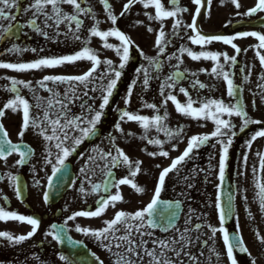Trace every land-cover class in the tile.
Returning <instances> with one entry per match:
<instances>
[{
	"label": "snow or ice",
	"instance_id": "6c2138e0",
	"mask_svg": "<svg viewBox=\"0 0 264 264\" xmlns=\"http://www.w3.org/2000/svg\"><path fill=\"white\" fill-rule=\"evenodd\" d=\"M99 2L103 5L104 12L113 26L106 31L100 30V21L96 20L93 9L90 6H82L87 4V0H28L27 6H23L24 0H0V41L14 38L17 36V33L21 32L24 28H28L36 35L44 37L46 40L53 39V42H55V38L60 36H64L67 39L70 34L72 39L81 41L83 45L81 50L71 55L41 57L31 62H0V69H9L15 72H28L32 70L57 68L65 64H75L77 61L86 60L91 62L89 70L82 75H46L43 79L36 81V87H33L32 81L25 82L23 80L10 79L11 87L6 86L5 88L12 96L3 104V107L0 108V118L5 116L6 110H11L13 113L22 112V124L19 132L21 140L25 132L30 129H37V134L49 145V147H46L47 155L45 157V163L52 164L53 166L52 175L49 176L47 180L49 191H45L43 194L45 203H48L50 192L54 188V178L58 173H63L65 171V162L68 157L75 153L77 148L85 140H91L97 136V126L100 124L104 110L109 105L118 81L122 76V70L129 63L130 48L134 46L132 39L116 27L118 16L113 13V8L109 0H99ZM191 2L196 6V9L192 17V22L189 25H184L183 20L180 19V14L189 12V9L187 7H181L179 5V0H169V8H166L161 0H127V3L123 5V10L119 14L121 17L124 16L135 4H141L144 9H154V15L147 11L144 15H146L150 21L154 20L160 22V31L155 41L157 57L150 58L142 51H140V55L147 61L149 67L155 68L157 72H159L161 68L159 57L164 54L168 44L171 43L164 32L162 23L164 20L168 18L174 19L172 25L174 35L179 36L181 27L191 29L193 35L187 36V33H185V36H187V39L193 45H199L201 48V51L195 52L191 48L181 45L178 49V54L173 53L167 57L169 61L173 59L177 61L176 64L172 65L176 71L167 76L160 85V95L164 97L160 107H157L155 103L144 102L145 108L152 109L156 113L151 117L127 109V106L131 102L133 88L136 84V80H133L124 97L125 108L119 110V120L121 122L137 123L139 127L143 129V135L140 139L146 140L148 144L158 146H162L161 140L150 138L149 136V133L153 129H155L157 133L163 132L169 141L177 139L183 132L182 128L172 130L167 126L165 123L168 120L167 111H164L162 115L160 114V109L166 108L169 101L175 106L176 112L182 116L190 117L197 121L210 120L215 127L211 134L192 135L188 138L187 147L182 154L172 159L171 164L163 168L160 172L154 194L145 207L134 213L118 211L111 220H105L103 222L105 226L98 230L84 228L79 224L75 226L76 232L96 239L100 242L101 247L112 253L114 257L113 264H186V261L187 264H200L198 257L192 254L191 248L196 242L200 241L202 227H206L211 233L209 240L214 239L217 232L222 233L223 243L227 249V257L231 264H237L233 255L234 252L248 253L249 256L251 255L244 244L242 236L239 234V227L237 226L236 232L229 233L223 226L227 220L232 219L234 216V194L228 193L227 196L224 197L222 195V186L225 179L229 148L233 143V137L237 134L233 130L237 125L232 122L231 118H240L242 122L239 126L240 132H244L249 125H264V121L249 117L242 101L238 98V93L242 92L243 88L234 82L232 79L233 73L230 70H226V66L228 69L234 68L238 63L237 56L242 52V49L233 41L238 38L252 37L258 41V44L252 47L256 49L255 55L259 59L261 67L264 68V54L261 53V50H264V33L258 31H243L232 36L205 35L199 30L197 17L201 15V8L205 7V4L209 7L211 6L212 0H191ZM230 2L237 10L242 7L239 0H230ZM65 6H68L71 11H66ZM258 13H264V0H256L254 6L248 8L243 13L237 11L238 16L244 17H253ZM21 15L27 18V22L22 25H14L18 16ZM89 16L93 19L94 24L87 29L89 34L88 37L81 40L80 32L85 23L81 17ZM261 20H264V17H261ZM62 25L65 27L66 31H60ZM49 29L52 30L51 33ZM147 30L149 32L153 31L151 27ZM24 35H27V33H24ZM92 37L99 38L103 42V48L111 49L116 53L120 60L118 66H114L112 60H100L97 52L88 46ZM109 37H114L118 40L120 42L119 46L108 43ZM180 38L183 39L184 37ZM213 41H219L225 45H230L235 50L236 55L229 56L226 52L221 53L205 50V46L211 44ZM7 51L21 55L27 51L35 53L37 49H28L13 44ZM40 51H43V49ZM137 51H139L138 48ZM243 51H247V49ZM185 54L193 61H199L201 59L212 61L213 67L210 72H208V75L216 79H222L226 83L227 96L232 98L234 102H225L223 99L193 100L188 91L183 87H180L179 91L187 97L186 103L179 102L172 92H167L166 94L165 89H174L178 81L184 79L187 75L192 77L197 76L196 72H188L187 69L179 71L183 64L181 57ZM221 58H223V63H220ZM101 64H104L106 68L104 71L98 73L97 70ZM245 70V67L240 68L241 73H244ZM201 71L207 70L201 69ZM251 72V67H248L247 74L243 76V81L245 83L248 82ZM141 73L143 74V88L147 91L151 73L147 68H144L143 65L137 69V75L139 76ZM156 78L159 79V76ZM3 79L9 78L4 77ZM105 81H107V83H105ZM259 81L260 83L258 86L262 90V93H264V75L259 77ZM49 82L53 87L49 86ZM58 85H66L63 95L57 91L55 86ZM191 87L204 89L206 85L201 83L198 79H194L192 80ZM22 89H28V91L32 93L34 103H30L21 95ZM39 89L47 92L48 96L46 98L40 96L38 94ZM89 92L100 93L99 99L101 103L98 110L95 109L94 105L88 104L85 101V98L89 100L97 98L89 96ZM76 101H81L79 105L81 109L80 115L72 113V105H74ZM197 104H199L198 107L194 106ZM34 110H39L42 115H37ZM225 117L228 119H225ZM201 127H203V125H201ZM115 128L118 132L123 133V129L119 122L116 123ZM70 133H78V135H70ZM128 135L134 134L128 133ZM261 137H264V128L255 131L250 139L245 142L247 149L251 150L253 142ZM214 138L215 143L221 146L219 159V180L221 183L217 186L218 194L216 196V209L218 211L221 226L219 228L211 224H196L192 226V210L189 209V216L185 218V226L183 230H181L175 223L181 211V202L179 200L167 201L161 199L166 177L173 172L178 174L180 166L187 160L193 158L192 154L194 151H198L199 148L205 146ZM108 139L111 148L107 152H103L99 147L93 150L98 153L99 158L104 161L101 171L105 179L101 183H92L91 185L93 193L103 192L105 195H101L96 201L97 207L94 211H76L72 215H69L63 224L52 225L51 231H48L46 236H51L52 240L57 243H64L67 241L71 247L80 246V242L73 241L72 238L67 235L68 229L66 226L68 222L75 221L78 217H100L110 206L115 207L118 202H123L120 186L128 185L137 194H142L145 191V189L139 186L134 180V178L141 173L142 162L140 160H130L129 156L126 155L121 148L116 146L115 137L110 135ZM212 146L215 147V144ZM52 147L56 149L54 164L51 159L53 156V152L51 151ZM113 150L115 154H113ZM173 150H175V148H173ZM14 153L18 155L19 159L16 160L13 167H22L29 162L30 157L33 155V150L29 145L23 142L13 143L11 139H9V133L5 129L4 124L0 123V161L6 163L8 158ZM147 155L152 157L158 155L167 158L169 152L160 150L159 152H148ZM256 155L258 157L259 167L257 168L256 165H253L254 188L256 189L255 196L259 204L260 212L264 213V177L261 176V173H264V152H257ZM89 160L94 162L96 156H89ZM243 162L244 165L247 166V153L243 156ZM121 166L128 169V174L118 180L110 179L114 175L112 169ZM97 167H99V165H97ZM157 167H159V165H157ZM86 169H88L87 164H85L80 171L87 175ZM5 179L14 188L16 198L21 199L23 192L19 176L7 172L3 176H0V181ZM185 179H187V177H185ZM36 184L39 185V181H36ZM113 187L116 189L115 194L111 192ZM79 191L83 195H88V193L85 192L83 184L79 188ZM0 198L7 203L6 196ZM245 203L247 204L246 197ZM245 210L248 211L247 208ZM248 216L249 219L252 218L250 211L248 212ZM197 219H199V217H197ZM0 221H18L31 226V230L26 235L13 236L9 232L0 231V237L14 244H21L29 240L36 234L41 223L35 217L8 211L4 207H0ZM157 230L162 234L172 232V235L159 237L155 235ZM193 233H196V235L193 236ZM256 237L260 244L264 245V236H261L260 233L257 232ZM205 243H207V241H205ZM212 253L215 254L217 260H219V254L215 253V249H212ZM92 255L94 256V254ZM59 258L61 261H64L65 264H73L67 256L61 255ZM95 260L98 264H103V261L99 260V257H95ZM251 264H256V260L253 259Z\"/></svg>",
	"mask_w": 264,
	"mask_h": 264
},
{
	"label": "flooded vegetation",
	"instance_id": "af4514ba",
	"mask_svg": "<svg viewBox=\"0 0 264 264\" xmlns=\"http://www.w3.org/2000/svg\"><path fill=\"white\" fill-rule=\"evenodd\" d=\"M27 2L28 0H24L23 6H27ZM161 2L166 8H169V0H161ZM239 2L242 4V7L237 10L229 0H212L208 13L201 21V28L209 33L221 32L224 36H232L243 31H258L264 33L263 28H253L251 26L256 20L264 17V13H258L253 17L237 15V11L243 13L248 8L254 6L256 0H239ZM109 3L112 5L113 13L118 16L116 27L132 39L134 46L130 48L129 63L122 70V76L118 81L109 105L104 110L100 124L97 126V136L91 140H85L77 148V151L69 156L65 162L66 165H71L73 168L75 173V184L59 202L55 204H46L43 199L48 177L52 175L53 165L45 163V157L47 155L46 147H49V145H47L43 138L37 134V129H30L25 132V135L21 140L19 132L22 124V112L13 113L11 110H6L5 116L1 118V123L4 124L5 129L9 133V139H11L13 143L23 142L29 145L33 150V155L30 157L29 162L22 167H13L16 160L19 159L18 155L15 153L8 158L6 163L0 161V176H3L7 172H11L12 175H18L21 188H23L22 198L17 199L15 190L8 181L6 179L0 181V197H7V203L0 198V207H4L8 211H14L21 215L35 217L41 223L36 234L21 244H14L3 237H0V264H65V262L61 261L59 258L61 254L59 253L57 242L52 240L51 236H46V233L51 231V226L53 224H63L67 217L76 211H94L97 207L96 201L101 195H104L103 192H92V183H100L105 179L101 171L104 161L101 160L98 153L93 150L99 147L103 152H107L111 148L108 139L110 135L116 138V146L123 151L124 144L131 142L133 145H136L138 141H142L140 137L143 135V129H141L137 123L129 122L131 123V129H125L124 131V122L119 120V110L125 108L124 97L127 94L129 86L132 84L133 80H136L131 102L127 106V109L131 106L129 111L151 117L156 113L152 109L145 108L144 102L155 103L157 107H160L164 99V97L160 95V85L167 76L176 71L172 65L176 64L177 61L175 59L169 61L167 57L173 53L178 54V49L181 45L189 47L195 52L201 51L199 45H193L187 39V36L193 35L191 29L181 27L179 30V36L174 35L172 28L174 19L168 18L162 23L164 32L171 43L168 44L164 54L159 57L161 68L159 72H157L155 68L149 67L147 61L140 55V51H142L150 58L157 57L155 41L160 31V22L154 20L150 21L147 16L144 15L146 11L154 15V9H144L141 4H135L131 7L128 13L121 17L119 14L123 10V5L127 3V0H109ZM179 5L189 9V12L180 14V19L183 20L184 25L191 24L196 6L191 0H179ZM82 6H90L93 9L96 20L100 21V30L106 31L113 27L99 0H87V4ZM65 10L69 12L71 11L68 6H65ZM81 19L85 22L80 32L81 40H84L89 35L87 29L94 24V21L90 16L81 17ZM240 21L246 22L249 26L243 29L235 28L234 24ZM26 22L27 18L21 15L18 16L14 25H22ZM149 27L153 29L152 32L147 30ZM60 31H66L63 25L61 26ZM49 32L51 33L52 30L49 29ZM24 33H27V35H24ZM185 33H187V36H185ZM180 37L184 38L181 39ZM107 42L114 46H119L120 43L114 37H109ZM233 42L242 49V52L237 56V65L231 69H228L226 66V70H230L233 73L232 79L237 85H240L243 88L242 94L244 97V106L249 117L264 121V93H262V90L258 86L260 83L259 77L264 75V68L261 67L259 59L255 55L256 49L252 47L253 45L258 44V41H256L255 38L247 37L238 38ZM13 44L28 49L35 48L37 49V52L33 53L27 51L21 55L8 52L7 49L11 48ZM102 44L103 42L99 38L92 37L88 46L97 52L101 61L112 60L113 65L118 66L120 63L119 57L113 50L103 48ZM82 47L83 45L81 41L72 39L70 34L67 39L64 36H60L55 38V42H53V39L46 40L44 37L36 35L31 29L24 28L21 32L17 33L16 37L0 41V53H3L0 54V62H31L41 57H61L74 54L81 50ZM137 48L139 51H137ZM41 49H43V51H40ZM244 49H247V51H243ZM205 50L221 53L226 52L229 56L236 55L235 50L230 45H225L219 41H213L211 44L206 45ZM261 53L264 54V50H261ZM181 59L183 60V64L179 71L187 69L188 72H196L197 76L192 77L187 75L184 79L178 81L174 89H165L166 94L167 92H172L179 102L186 103L187 97L179 91V88L183 87L188 91L193 100L223 99L225 102H233L232 98L227 96V90H225L226 83L222 79H216L208 75V72H210L213 67L212 61L203 59L193 61L186 54L182 56ZM220 63H223V58H221ZM142 65L151 73V79L147 91L143 88V74L141 73L139 76L137 75V69ZM90 67L91 62L85 60L77 61L75 64H65L57 68L32 70L28 72H15L9 69H0V108H2L3 104L12 96L11 93L5 90L6 86L11 87L10 79H18L25 82L32 81L33 87H36V81L43 79L46 75H82L87 72ZM241 67H245L246 70L244 73L240 72ZM248 67H251L252 72L248 82L245 83L243 81V76L247 74ZM105 68L106 66L101 64L97 72H102ZM201 69L207 71L202 72ZM157 76H159V79L156 78ZM4 77H8L9 79H3ZM194 79H198L201 83H204L206 87L204 89L191 87L192 80ZM105 83H107V81H105ZM49 86L53 87L50 82ZM55 87L57 91L63 95L66 85H58ZM38 94L45 98L48 96V93L42 89L38 90ZM21 95H23L30 103H34L32 93L29 92L28 89H22ZM89 96L97 97L94 100L85 98V101L88 104L94 105L95 109L98 110L101 103V100L99 99L100 93L89 92ZM80 103L81 101H76V103L72 105L73 114H81V109L79 107ZM194 106L198 107L199 104ZM34 111H36L37 115H42L39 110ZM164 111H167L168 113V120L165 123L170 129H183L180 136V142L174 147L175 150L180 153L185 150L184 147L187 146L189 137L193 134H202L204 127L207 129L213 127V123L210 120L197 121L177 113L175 106L171 101L167 103L166 108L160 109V114L162 115ZM225 119L228 118L225 117ZM231 120L237 125V127L233 129L237 134L233 137V143L229 148V151L234 155V159L229 157L231 165H227L228 171L231 173L232 181L235 184L237 196L242 200H245L246 197L247 201H250L254 197L256 198L253 165L245 166L238 164L241 154L246 151L245 142L255 131L264 128V125H249L248 128L245 129V131L248 130L249 134H247L245 131H239V126L242 124L239 117H232ZM118 122L121 124L123 133L118 132L115 128V125ZM201 125H203V127H201ZM128 133H133L134 135H128ZM70 135H78V133H70ZM239 135L242 136L238 137ZM149 136L150 138L161 140L162 146L148 144L146 140H143L145 144L143 145L144 150H147L148 152H159L160 150H164L168 151L170 154L169 148L171 140L169 141L163 132L157 133L155 129H153L149 133ZM148 147L149 149H147ZM51 151L53 152L51 159L54 164L56 149L52 147ZM113 154H115L114 150ZM203 155L204 151L202 148H199L198 151H194L192 154L193 158L187 160L182 166H180L178 174L173 172L166 177L165 187L161 193L162 198L179 200L183 203L184 212L178 225L181 230H183L185 226V218L189 216V209L192 210V226L201 224L202 218L207 216V211H205V215L203 214V201L200 199L202 197L201 181ZM89 156H96V160L94 162L90 161ZM85 164L88 165V169H86L87 175L80 171ZM170 164L171 163L168 161L161 160L142 162L141 173L138 174L134 180L139 186H142L145 191L142 194H137L128 185L120 186L123 202H118L115 207L110 206L100 217H78L75 221H69L66 228L70 235L73 238L85 242L89 248L98 254L104 264H113L114 257L112 253L101 247L100 242L96 239L76 232L75 226L79 224L84 228L98 230L105 226L103 223L105 220H111L118 211L134 213L135 211L142 209L150 202L152 195L154 194V189L160 172ZM97 165H99V167H97ZM157 165H159V167H157ZM256 167L258 168L259 165H256ZM112 171L115 172L117 180L128 174V169L124 166L112 169ZM156 171H158L157 175H155ZM261 176L264 177V173H261ZM185 177H187V179H185ZM238 179L241 182V188L237 182ZM36 181H39V185L36 184ZM82 184L88 195L80 193L79 188ZM188 186L190 192H188ZM115 192L116 189L113 188L112 194H115ZM249 211L251 212L249 209L248 211L245 210L246 215H248ZM197 217H199V219H197ZM237 226L238 225L234 224L233 229H235V227L237 228ZM225 229L228 232L233 230L227 227H225ZM30 230L31 226L22 222L0 221V231L9 232L13 236L26 235ZM155 235L161 237L156 233ZM212 249H215V253L219 254V260H217L216 255L212 253ZM191 251L192 254L198 257L200 264L229 263V260L224 257L225 248L222 242L213 241L211 243H205L203 241L202 233H200V241L194 244ZM204 254L205 257H203ZM206 255L209 256L206 257ZM235 259L237 264H251V261L255 259V257H253V259L249 256L239 259L235 257Z\"/></svg>",
	"mask_w": 264,
	"mask_h": 264
},
{
	"label": "rangeland",
	"instance_id": "374dc122",
	"mask_svg": "<svg viewBox=\"0 0 264 264\" xmlns=\"http://www.w3.org/2000/svg\"><path fill=\"white\" fill-rule=\"evenodd\" d=\"M263 142H264V140L262 138H258L256 141L253 142V145H252V151L253 152H250V159L252 161H258V157H257L256 153L262 149ZM219 146H220V144H219ZM126 148L130 152L129 145H127ZM220 153H221V151H220V149H218L217 153L212 152L209 159H208V162H209L208 165H210V166L212 165L211 168H209V169H211V180H210L211 187H209V188H212V192L215 191V187L219 184ZM174 156H176V155H174ZM157 172L158 171H156L155 175H157ZM206 175H209V173L207 172ZM215 220H216V217H215ZM211 225H212V223H211ZM262 264H264V262H262Z\"/></svg>",
	"mask_w": 264,
	"mask_h": 264
},
{
	"label": "water",
	"instance_id": "95a60500",
	"mask_svg": "<svg viewBox=\"0 0 264 264\" xmlns=\"http://www.w3.org/2000/svg\"><path fill=\"white\" fill-rule=\"evenodd\" d=\"M54 186H56V185H54ZM62 189H63V187H62L61 185H59V186H58V193H59V194H61ZM54 192H55V189L53 188V189L51 190L50 194H54ZM65 242H67V241H65Z\"/></svg>",
	"mask_w": 264,
	"mask_h": 264
}]
</instances>
